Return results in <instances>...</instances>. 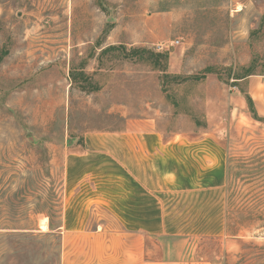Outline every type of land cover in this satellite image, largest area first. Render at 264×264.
<instances>
[{"label":"rangeland","instance_id":"1","mask_svg":"<svg viewBox=\"0 0 264 264\" xmlns=\"http://www.w3.org/2000/svg\"><path fill=\"white\" fill-rule=\"evenodd\" d=\"M253 75L264 0H0V264H60L67 155L140 118L167 136L211 131L223 148L216 207L171 212L154 264H264Z\"/></svg>","mask_w":264,"mask_h":264},{"label":"crops","instance_id":"2","mask_svg":"<svg viewBox=\"0 0 264 264\" xmlns=\"http://www.w3.org/2000/svg\"><path fill=\"white\" fill-rule=\"evenodd\" d=\"M245 82L264 117V76ZM151 121L87 132L83 150L67 155L60 264H154L153 235L171 212L216 207L223 165L216 135L167 136ZM94 220L98 230H88Z\"/></svg>","mask_w":264,"mask_h":264},{"label":"trees","instance_id":"3","mask_svg":"<svg viewBox=\"0 0 264 264\" xmlns=\"http://www.w3.org/2000/svg\"><path fill=\"white\" fill-rule=\"evenodd\" d=\"M111 47V49L112 48H114L113 46H110ZM109 48V47H108ZM137 51V50H136ZM155 55V57L157 58V56L158 57H160V58H162L164 61L167 59V53H158V54H154ZM163 71H164V69H163ZM205 73H209V72H213V71H211L210 69L209 70H205L204 71ZM249 75V74H248ZM163 77H164V79L166 80V79H168V78H172V79H179V78H181L179 75H171V74H167V73H164L163 74ZM205 76L203 75V74H201L198 78H197V76H189V79H196V80H199V79H202V78H204ZM241 78H243V77H236V79H241ZM187 79V78H186ZM244 94V97H245V99H246V101H247V103H248V105H249V107H251V113H252V117L254 118V119H258V120H263L262 118H259L258 116H257V114L255 113V111L253 110V103H252V100H251V98L249 97V95L247 94V93H243Z\"/></svg>","mask_w":264,"mask_h":264},{"label":"bare ground","instance_id":"4","mask_svg":"<svg viewBox=\"0 0 264 264\" xmlns=\"http://www.w3.org/2000/svg\"><path fill=\"white\" fill-rule=\"evenodd\" d=\"M47 224V223H46ZM43 226V225H42Z\"/></svg>","mask_w":264,"mask_h":264}]
</instances>
